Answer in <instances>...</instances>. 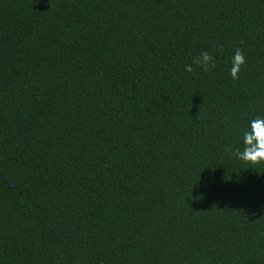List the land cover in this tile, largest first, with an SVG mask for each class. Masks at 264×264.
I'll use <instances>...</instances> for the list:
<instances>
[{
	"label": "trees",
	"instance_id": "obj_1",
	"mask_svg": "<svg viewBox=\"0 0 264 264\" xmlns=\"http://www.w3.org/2000/svg\"><path fill=\"white\" fill-rule=\"evenodd\" d=\"M258 116L264 0H0V264H264Z\"/></svg>",
	"mask_w": 264,
	"mask_h": 264
},
{
	"label": "clouds",
	"instance_id": "obj_2",
	"mask_svg": "<svg viewBox=\"0 0 264 264\" xmlns=\"http://www.w3.org/2000/svg\"><path fill=\"white\" fill-rule=\"evenodd\" d=\"M246 63L247 58L243 51L239 48L235 49L229 69V75L233 80L239 79L241 69ZM192 64L207 72L215 68L216 59L214 54L201 51L193 58ZM185 70L191 72L193 69L191 65H186ZM242 145V148L238 147L232 152L238 160L252 165L264 163V116H258L249 122L248 127L242 133Z\"/></svg>",
	"mask_w": 264,
	"mask_h": 264
}]
</instances>
